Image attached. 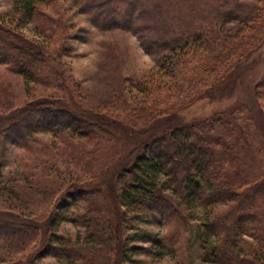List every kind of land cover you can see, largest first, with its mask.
Listing matches in <instances>:
<instances>
[{"label":"rangeland","instance_id":"rangeland-1","mask_svg":"<svg viewBox=\"0 0 264 264\" xmlns=\"http://www.w3.org/2000/svg\"><path fill=\"white\" fill-rule=\"evenodd\" d=\"M13 1L0 0L1 17L11 14ZM41 9L43 16L34 19L25 28L14 29V32L25 42H38L51 56L54 65L58 63L64 71L67 85L73 90L78 108L99 110L106 116L117 115L124 125H131L134 109L144 108L149 100L167 95L173 101H182L186 99V92L190 94L189 91L191 96L200 95L204 99L172 117L171 122L201 121L213 113L222 111L231 114L233 109L238 108L237 117H234L235 129L232 125L228 126L232 148L226 153L228 159L225 158L224 162L228 160L232 168H229L231 175L232 171L242 173L238 180L243 190H250L254 201V224L258 228L256 234L263 237L264 137L261 128L264 124V101L261 89L255 98L254 86L264 80V16L261 13L264 0H50L49 5ZM257 32H261L260 35H256ZM187 36L203 38L201 45L196 48L205 58L203 64L208 59L210 65L213 63L210 58L223 52L221 44L226 39H230L231 43L233 39L236 40L235 44L240 43L241 37L244 42L254 39L257 44L253 47L257 48L244 58H237L235 62L238 65L233 73L227 74V79L217 89H212L213 75L209 77L208 74H201L197 83L190 72L179 71L186 69L197 73L199 69L197 63L189 61L191 53L187 55L185 51V54H180L179 47ZM4 46L1 41L0 51L9 60L26 61L25 57ZM172 50H176L179 55L168 68L160 72L159 87L153 77L159 72V61ZM12 68L15 69L0 64V118L9 110L22 108L33 100L50 95L53 90L39 83H25L24 78ZM164 105L162 103L161 107ZM59 119L61 117H53L54 122H59ZM151 126L147 130H132L136 132L133 135L135 137L118 131L117 135L121 138L119 158L132 149L139 139L137 134L144 131L147 134L153 128ZM28 138L27 148L0 139L1 179L20 181V178L33 177L39 172L46 174L54 166L60 169L66 163L70 166L75 154L89 149L106 157L103 163L108 157L114 156L112 143L108 146L103 143L97 148V142H77L67 138L63 142L47 131L31 132ZM236 154L238 163L233 165L231 157ZM229 179L232 181L231 176ZM21 182L19 186H23ZM31 193L25 195V200L37 197L36 192ZM41 198L43 196L36 200ZM171 198L177 201V211L167 222H164L165 216H158L138 225L159 241L165 239L162 243L166 248H154L150 242H130V246L144 250L133 252L131 260L122 264H215L204 255V250L208 248L204 246H213L216 238L202 240L203 226L213 214L235 212L236 205L222 202L210 208L195 207L190 203L182 206L179 199L174 196ZM78 202H73L66 211L82 212L85 204ZM54 205H34L31 208L34 210L29 211L30 215L25 216V219L37 222L40 220L38 216L48 211L46 214L51 212L52 218H57L58 222V214H62L64 209H55ZM106 206L108 208L109 204ZM0 211L7 215L14 212L1 204ZM211 212L213 214L210 216ZM54 225L53 230L58 235L74 241L78 239L80 244L87 245L84 229L65 221ZM11 240L0 237V264H15L16 261L24 260L38 243L37 238L27 248L21 249L22 245ZM254 240L244 236L237 243L245 249L244 243L254 244ZM40 245L37 244V247ZM41 263L67 264L52 256L44 257Z\"/></svg>","mask_w":264,"mask_h":264},{"label":"trees","instance_id":"trees-1","mask_svg":"<svg viewBox=\"0 0 264 264\" xmlns=\"http://www.w3.org/2000/svg\"><path fill=\"white\" fill-rule=\"evenodd\" d=\"M49 2L14 0L11 14L0 16V42L3 41L6 49L26 58L25 62L21 59L9 60L0 51V64L15 67L12 69L27 84L39 83L46 89H53L50 95L33 100L22 108L9 110L1 117L0 139L27 148L31 132L47 131L63 142L66 138L77 142H97V148L103 143H106L105 146L112 143L114 156L103 163L106 157L89 149L75 154L70 166L67 163L61 169L54 166L46 174L39 172L33 177L20 178V181L0 177V204L16 212L7 215L0 211V237L13 239L12 242L23 246L21 249L38 238L28 257L15 264H42L41 259L46 256L61 259L67 264H122L131 260L133 252L144 250L130 246V242H150L154 248H166L162 243L165 239L159 241L138 225L158 216H165L164 222H167L177 211V201L172 196L179 199L182 206L190 203L195 207L210 208L222 202L236 205V211L232 213H210L212 218L204 224L201 236L204 241L214 237L216 242L213 246H204L208 247L204 255L215 264H264V236L256 234L258 228L254 224V201L250 190L241 188L238 179L242 173L232 171L231 175L228 160L224 162L226 153L232 148L228 126L232 125L235 129L238 108L233 109L231 114L222 111L213 113L201 121L171 122L172 117L204 99L200 95L191 96V91L190 94L186 92V99L182 101H173L167 95L157 96L148 103L145 101L147 105L144 108L134 109L131 125L122 124L117 115L106 116L99 110L78 108L73 90L67 85L64 71L58 63L54 65L51 56L38 42H25L14 32V29L25 28L34 19L43 16L41 7L48 6ZM262 11L264 16V9ZM258 33L260 35L261 32L256 35ZM202 40L201 36L183 38L180 54H185V51L187 55L191 53L189 61L197 63L199 69L197 73L186 69L179 71L190 72L197 83L201 74L213 75L212 89H217L227 79V74L233 73L238 65L235 62L237 58H244L257 48L253 47L257 44L254 39L244 42L241 37L238 44L234 39L232 43L226 39L221 44L223 52L210 58L213 63L210 65L208 59L203 64L204 56L196 51ZM175 51L159 61V72L153 77L159 87V74L179 55ZM259 89L263 91L261 96L264 101V80L254 86L256 99ZM162 103L164 107H161ZM53 117L61 119L54 122ZM136 126L138 128L134 129ZM150 126L153 128L147 134L145 131L137 134L139 139L132 149L119 158L121 138L117 135L118 131L133 136L136 132L132 130H147ZM261 129L264 137V124ZM238 159L237 154L232 155L233 165L238 163ZM21 181L23 186H19ZM31 192L43 198H29L31 202L25 200V195ZM78 200L85 204L83 211L67 212L71 204H77ZM53 203L55 209H64L62 214H58V222L57 218H52L51 212L46 214L48 211L39 215L37 222L25 219L30 215L29 211L34 210L32 206L53 207ZM107 203L113 212L107 208ZM62 221L84 229L87 245L80 244L78 239L74 241L58 235L53 230L54 224ZM244 236L255 239L254 244L244 243L245 249L237 243ZM37 244L41 245L37 247Z\"/></svg>","mask_w":264,"mask_h":264}]
</instances>
